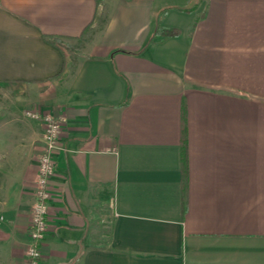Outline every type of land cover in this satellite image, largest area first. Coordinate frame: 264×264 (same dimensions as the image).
I'll return each mask as SVG.
<instances>
[{
    "label": "crops",
    "instance_id": "1",
    "mask_svg": "<svg viewBox=\"0 0 264 264\" xmlns=\"http://www.w3.org/2000/svg\"><path fill=\"white\" fill-rule=\"evenodd\" d=\"M168 2L0 0V264H26L31 107L67 117L40 264H264V0Z\"/></svg>",
    "mask_w": 264,
    "mask_h": 264
},
{
    "label": "built area",
    "instance_id": "2",
    "mask_svg": "<svg viewBox=\"0 0 264 264\" xmlns=\"http://www.w3.org/2000/svg\"><path fill=\"white\" fill-rule=\"evenodd\" d=\"M25 114L31 118L41 119L44 126L42 148L37 156L35 198L31 207L30 238L26 250V264H40L41 244L49 229V201L52 197L50 179L55 165L53 154L60 147L61 134L67 117L57 116L37 107L26 109Z\"/></svg>",
    "mask_w": 264,
    "mask_h": 264
},
{
    "label": "trees",
    "instance_id": "3",
    "mask_svg": "<svg viewBox=\"0 0 264 264\" xmlns=\"http://www.w3.org/2000/svg\"><path fill=\"white\" fill-rule=\"evenodd\" d=\"M178 32H179V30L176 29L175 27L162 26L158 30L157 34H161V35H173V34H176ZM67 47L70 48L71 46L70 45H67Z\"/></svg>",
    "mask_w": 264,
    "mask_h": 264
},
{
    "label": "rangeland",
    "instance_id": "4",
    "mask_svg": "<svg viewBox=\"0 0 264 264\" xmlns=\"http://www.w3.org/2000/svg\"><path fill=\"white\" fill-rule=\"evenodd\" d=\"M193 1L195 0H169L168 3H172V4H177V5H188L190 3H192ZM86 45L82 46L80 49L81 50H85V47ZM79 49V48H78Z\"/></svg>",
    "mask_w": 264,
    "mask_h": 264
}]
</instances>
